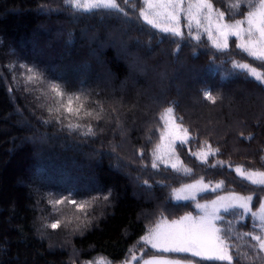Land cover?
I'll list each match as a JSON object with an SVG mask.
<instances>
[{"label":"trees","instance_id":"1","mask_svg":"<svg viewBox=\"0 0 264 264\" xmlns=\"http://www.w3.org/2000/svg\"><path fill=\"white\" fill-rule=\"evenodd\" d=\"M249 1L209 0L214 12H225V22L243 20L255 2ZM116 2L120 11L105 15L78 11L69 0H0V264H77L76 258L96 256L121 262L146 235L152 214L195 212L191 202L169 198L176 182L203 178L215 186L224 180L222 192L254 194V206L264 195L235 171H264V86L233 69L247 63L264 77V62L243 53L233 38L219 52L193 28L189 35L181 26V37L153 29L139 15L144 0ZM22 63L68 93H86L90 106H102L103 119L80 121L96 134L70 132L67 120L57 124L56 113L47 110L55 107L54 94L30 90L40 86L25 84ZM86 71L88 77L78 76ZM208 89L215 103L205 99ZM167 107L189 130L177 155L190 175L159 162L151 168ZM207 146L219 152L202 163L196 154ZM69 198L91 201L85 210L90 223L47 227L57 218L46 203L72 205ZM251 230L250 220L237 225L233 264L237 256L239 264H264V251L242 235ZM143 250L144 257L164 255Z\"/></svg>","mask_w":264,"mask_h":264},{"label":"snow or ice","instance_id":"2","mask_svg":"<svg viewBox=\"0 0 264 264\" xmlns=\"http://www.w3.org/2000/svg\"><path fill=\"white\" fill-rule=\"evenodd\" d=\"M69 3L78 11L102 10L101 14H111V12H119L120 8L116 0H85L82 4L80 0H69ZM147 8L140 11V17L151 25L153 29L159 28L162 33L171 34L173 37H181L183 35L180 30V12L183 8V0H144ZM251 4V0H250ZM237 7V6H234ZM254 10L247 13L245 20L235 19L234 22H225V12L216 10L214 14L213 4L209 0H195L194 3H189L185 11L187 19V27L189 35L193 24L199 29L203 23H207L205 31L208 32V39L212 40L213 47L224 52L229 47V37H235L239 43L236 47L247 56L254 58L256 61L264 62V0H260L259 6L252 4ZM215 15V23L213 18ZM151 17V18H150ZM233 20V16L229 15V21ZM163 23L167 26L160 27ZM247 27H242L243 24ZM214 28V31H213ZM196 39V37H192ZM175 43V40L173 41ZM183 46V45H182ZM10 69L14 67L9 65ZM23 69L22 76L27 85H39L40 87L30 90L44 93L47 89L53 93V102L55 107L49 106L48 112L51 115L56 113V123L63 124L65 120L68 123L65 125L70 132L77 129H83L81 135H95L93 125L90 123H80L87 121L89 118L97 121L103 119L101 113L103 107L99 109L90 106V98L86 93L66 92L62 85L58 82H53L45 76L36 66L20 64ZM239 68L250 74L256 81H261L260 75L257 74L256 67H249V64H233V69ZM211 89L204 93L207 100L215 103L213 96L210 94ZM39 98V97H38ZM96 103V102H92ZM73 118L76 122H73ZM160 119L163 121L167 136L162 133L160 136L161 144H157L152 152L151 168L158 169V163L163 164L165 168L171 167L174 172L183 171L184 174L190 175L192 169L183 166L177 152L182 149V146L188 142L189 130L182 127L183 121L176 123V118L173 117V107H167ZM48 123L49 121H44ZM171 128L169 129V124ZM167 141L166 145L163 143ZM177 145L181 146L180 148ZM219 152V148L212 149L207 146L205 150H201L197 158L202 163H207L208 157L214 156ZM174 159V162L172 161ZM211 167H217L216 164ZM236 173L243 180L249 181L264 192V171L245 172L240 167L235 169ZM147 183V181H145ZM225 186L224 180H219L215 186H211V182L205 183L203 178L195 183L185 184L179 189H173L177 200H197L198 193L218 192ZM254 192V190H253ZM108 195H103V199L107 200ZM100 197H93L99 199ZM201 199L206 197L201 196ZM254 194L241 195L236 192H229L227 195L217 194L215 198L208 203H195L197 214H185L179 219L169 220L162 214L160 219L155 223V226H150L147 229V234L140 238L138 243L145 249L150 247L156 253H172L180 254L172 257L164 255L148 254L149 258L140 257L143 264H199V261L210 262H227L233 264L234 255L232 249L235 245L233 239L240 235L237 232V225L248 220L251 221L252 230L244 232L245 237L250 236L252 241L257 242L259 250L264 251V195H261L257 200V205L253 204ZM55 206L63 204L64 199L50 201ZM68 203L75 205L77 211L83 213V216H77L76 220L80 227H86L90 223L86 208L91 207V201L77 202L75 199H68ZM62 220L57 219L54 222L47 224L51 229L61 227ZM68 224H72L69 220ZM259 229V233H256ZM199 258V261L192 258ZM136 255L131 256V260L136 261ZM97 264H104L103 261ZM237 264L239 259L237 256Z\"/></svg>","mask_w":264,"mask_h":264},{"label":"rangeland","instance_id":"3","mask_svg":"<svg viewBox=\"0 0 264 264\" xmlns=\"http://www.w3.org/2000/svg\"><path fill=\"white\" fill-rule=\"evenodd\" d=\"M233 2H234V4L235 5H238L239 4V2H241V0H232ZM245 1H249V0H245ZM85 2V0H80V3H84ZM195 2V0H183V8H182V10H181V12H180V24H179V27H181V26H183L184 25V27L186 28L187 27V19H186V17H185V11H186V8H187V5L189 4V3H194ZM250 2V1H249ZM259 3H260V0H255V2H253V4H255L257 7L259 6ZM147 8V4H145L144 3V9H146ZM143 9V10H144ZM252 10H254L253 8L251 9V11ZM214 14H215V12H214ZM247 16V15H246ZM246 16H245V18L243 19V20H245L246 19ZM151 18V17H150ZM141 19L143 20V17H141ZM144 21V20H143ZM145 22V21H144ZM146 23V22H145ZM213 23H215V15H214V18H213ZM147 24V23H146ZM148 25V24H147ZM148 26H150L151 27V25H148ZM165 26H167V25H165V24H163V23H161L160 24V27H165ZM207 27V23L205 22V23H203L202 24V26L199 28V29H197L196 28V26H195V24H193V30L195 31V33H197V35H207L208 36V32H206L205 31V28ZM242 27H247V24L245 23V24H243L242 25ZM188 29V28H187ZM156 30H158V31H160L159 30V28H156ZM213 31H214V28H213ZM231 38H233V39H235L236 40V38L235 37H229V39H231ZM210 41H212V40H210ZM212 44H213V42H211ZM238 43H239V41H238ZM128 45H129V43H128ZM146 48H147V50L148 51H150L149 50V48H148V45L146 44ZM146 72H147V69H146ZM89 74H90V72H88V71H86V72H84L83 74H78V76L79 77H88L89 76ZM144 74V73H143ZM257 74L258 75H260V77H261V81H264V77H262V75H261V73L260 72H258L257 71ZM144 75H146V74H144ZM250 75V74H249ZM251 76V75H250ZM252 77V76H251ZM252 78H254V77H252ZM254 80H255V78H254ZM259 82V81H258ZM261 83V82H260ZM263 86H264V83H261ZM227 97H225V99H226ZM164 125V124H163ZM171 128V123L169 124V129ZM162 133H164L166 136H167V130L165 129V126L163 127V130H162V132H161V134ZM161 134H160V136H161ZM162 142H161V140L159 139V142H158V144H161ZM165 145H166V143H167V141L165 140L164 142H163ZM123 148H125L124 146H122V149ZM124 150V149H123ZM174 159L175 158H172V161L171 162H174ZM120 163L122 164V169L123 168H127V161L126 162H122L121 160H120ZM171 168V167H170ZM246 172H252V171H246ZM134 180H136V178H134ZM197 180H199V179H195V180H191V181H189V182H187V183H179V182H176L175 183V186H174V188H172V190L170 191V193L172 194V196L170 195L169 196V198L171 199V200H173L174 202H179V203H185V202H191V204H192V206L194 207V211L195 212H184V213H182V214H180L179 216H177V217H175V218H169V217H166V216H164L165 218H167L168 220H169V222H171V220H175V219H179L180 217H182L183 215H185V214H188V213H191L192 215H196L197 214V209L195 208V203L196 202H199V203H208L211 199H213V198H215V196L217 195V194H219V195H227V194H229V193H224V192H222L221 190H218V192H207V193H198L197 194V200L196 201H191V200H177L176 198H175V193L173 192V189H179V188H181V187H183V185H185V184H190V183H195ZM249 182V181H248ZM206 183V182H205ZM212 187H214V186H212ZM169 190H167L166 192H168ZM169 194V193H168ZM201 196H204V197H206V199H199V197H201ZM168 198V199H169ZM169 199V200H170ZM46 205H47V208H49V211L50 212H52V213H54L55 214V216H56V218L57 219H60V220H62L63 221V223H62V225H66L67 226V228H68V230H72V229H74V228H76L77 229V225L79 224V221H77L76 220V217L77 216H79L80 215V212L79 211H77V209H76V206H73V205H66V204H60V205H55V206H53L51 203H46ZM153 215V216H152ZM151 215V217H149L148 218V220L146 221L147 222V225H148V228L150 227V226H152V227H154L155 226V223L160 219V214H152ZM69 220H71L72 221V224H68V221ZM79 229V228H78ZM147 234V233H146ZM143 248L144 247H142L141 246V243H138L137 244V246L136 247H133L131 250H130V253L127 255V257L125 258V260H123V261H121V262H111V261H108L107 259H105V258H102V257H100V256H96V257H93L90 261H88V262H83V261H81L79 258H76L75 260H76V263L77 264H97V262H99V261H103L104 262V264H143V260L142 259H139L140 257H144L143 256V253H144V250H143ZM148 249H151L150 247H147ZM151 250H153V251H155L154 249H151ZM169 254V255H168ZM170 254H172V253H164V256H166V257H172V256H174V255H170ZM132 255H136L137 257H138V259L136 260V261H133V260H131V256ZM180 255V254H179ZM144 258H149V256L148 257H144ZM198 258V257H197ZM199 259V258H198ZM75 260H73V261H75Z\"/></svg>","mask_w":264,"mask_h":264}]
</instances>
